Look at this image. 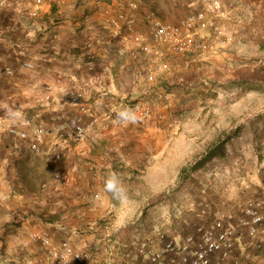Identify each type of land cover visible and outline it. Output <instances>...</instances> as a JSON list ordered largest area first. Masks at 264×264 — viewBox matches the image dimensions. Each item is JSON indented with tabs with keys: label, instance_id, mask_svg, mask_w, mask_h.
Returning <instances> with one entry per match:
<instances>
[{
	"label": "crops",
	"instance_id": "crops-1",
	"mask_svg": "<svg viewBox=\"0 0 264 264\" xmlns=\"http://www.w3.org/2000/svg\"><path fill=\"white\" fill-rule=\"evenodd\" d=\"M4 1L0 5V57L3 65L15 68L16 73L14 77L0 73V264H48L43 248L30 239L36 231L54 242L66 240L76 250L89 251L90 264H138V247L152 241L151 247L158 249L160 231L179 237L194 230L192 225L205 224L207 220L193 210L189 219L194 221L181 216L171 223L174 228L152 231L151 224L142 233L140 223L154 210L140 212L130 207V203L146 200L143 190L135 187L151 185L147 177L159 171L161 163L166 165L169 151L160 119L167 116L163 101L172 78L162 72L150 77L146 67L151 59L158 63L167 60L184 72L194 63L191 56H177L155 46L146 16L152 13L175 23L197 7L188 0H43L38 17L32 18L34 0ZM131 1L138 3L137 10L130 11ZM218 1L225 17L217 19V24L231 39L222 48L228 49L219 70L222 80L240 91L264 90V0ZM106 9L134 16L149 51L128 41L123 32L105 29ZM203 34L210 36L212 32L208 29ZM26 62L33 69L22 68ZM49 86L54 89L46 100ZM75 89L84 91L85 103L93 105L100 118L128 103L150 104L146 129L121 130L106 121L103 135L88 130L81 142H72L67 137L72 128L86 126L90 120L69 103ZM6 109L27 116L33 126L42 124L63 133L70 144L67 160L53 161L52 140L47 139L42 152L36 154L27 141L9 135ZM155 139L159 141L156 144ZM68 172L72 177L67 184L63 175ZM110 172L123 178L129 204L121 205L104 191ZM165 198L158 195L146 205ZM229 208L221 212L234 217ZM263 238L264 227L255 238L237 233L228 263L251 252L256 256L242 264H261L262 256L254 244Z\"/></svg>",
	"mask_w": 264,
	"mask_h": 264
},
{
	"label": "rangeland",
	"instance_id": "rangeland-1",
	"mask_svg": "<svg viewBox=\"0 0 264 264\" xmlns=\"http://www.w3.org/2000/svg\"><path fill=\"white\" fill-rule=\"evenodd\" d=\"M227 50L220 49L201 60L189 57L194 63L185 67L184 72L163 60L170 70L157 71V74H170L172 78L163 101L167 116L160 119V131H164L165 147L169 151L165 155L166 165L161 163V169L150 172V180L147 177L151 185L135 187L136 191L143 190L146 200L130 203V207L140 212L154 210L153 214L148 211V218L140 223L142 233L147 232V225L151 224L152 231L174 228L171 223L181 216L189 219L193 210L199 211L201 218L206 220L217 210L225 216L226 212L221 211L227 206L239 215L250 195L264 183V90L240 91L222 80L219 70ZM179 76L193 81L197 88L187 90L179 85ZM204 81L208 85L202 90L200 86ZM145 105L152 110L150 104ZM142 127L136 131L146 129V125ZM237 129L236 137L224 141L221 157L191 172L190 167L219 137L218 142H221ZM154 142L159 141L155 139ZM183 168L187 170L182 173ZM155 183L160 185H153ZM158 195H166V198L146 205L148 200L158 199Z\"/></svg>",
	"mask_w": 264,
	"mask_h": 264
},
{
	"label": "built area",
	"instance_id": "built-area-1",
	"mask_svg": "<svg viewBox=\"0 0 264 264\" xmlns=\"http://www.w3.org/2000/svg\"><path fill=\"white\" fill-rule=\"evenodd\" d=\"M189 4L196 6L194 12L180 18L175 23L165 22L154 14H147L146 22L155 46L163 47L167 52L177 56H191L195 60H201L217 53L227 46L230 38L226 36L224 30L217 24V19L225 17V11L218 0H188ZM5 3L0 1V5ZM43 0H34L33 9L30 11L32 18H37L39 7ZM130 11L138 8L136 1L128 4ZM103 25L105 29L113 33L123 32L128 41L137 43L144 52L149 51L145 37L138 33L136 18L125 12H112L106 9L103 13ZM208 29L212 35L206 36L203 33ZM153 52V51H152ZM194 60V61H195ZM146 67L148 76H153L157 71H169L170 66L166 62H157L151 59ZM22 68L33 69L31 63H22ZM0 73L8 77H14L16 69L3 65L0 57ZM179 85L187 90H194L197 85L183 76L177 78ZM208 83L204 81L200 88L203 90ZM53 87H48L46 100L50 99V92ZM69 103L78 107L81 114L86 115L90 120L86 126L76 125L69 132L72 142H81L88 130H95L99 135H103L107 129L103 122L108 121L109 125L126 130L143 126L151 117V109L145 104H125L124 106L113 108L108 111L105 117L100 118L94 113V106L85 103L84 91L75 89L70 92ZM122 108H132L140 116L141 120L136 124L127 126L117 122V113ZM23 122L18 125L8 126L6 132L18 137L22 141H27L32 152L38 154L42 152L44 142L49 139L54 142L53 151L50 157L54 162H63L69 156L70 144L66 142V136L61 132L38 124L33 126L32 121L22 115ZM30 129V130H28ZM56 142V143H55ZM71 173H65L63 179L65 183L71 181ZM264 227V183L260 184L257 194L250 197L239 215L234 217L230 214L220 215L214 212L213 215L203 225L194 227V230L180 234L179 237L169 235L164 232H157L158 249L151 246L155 242L142 243L138 247V264H242L250 262L255 254L248 252L238 260L233 259L228 263L233 254L237 233L245 232L251 238H255ZM179 238V239H177ZM31 241L37 243L45 251L48 264H90L92 254L89 251L76 250L70 242L63 240L54 242L46 234L36 231L30 235ZM254 248L262 256L264 264V238L258 239Z\"/></svg>",
	"mask_w": 264,
	"mask_h": 264
},
{
	"label": "clouds",
	"instance_id": "clouds-1",
	"mask_svg": "<svg viewBox=\"0 0 264 264\" xmlns=\"http://www.w3.org/2000/svg\"><path fill=\"white\" fill-rule=\"evenodd\" d=\"M6 113L10 126L23 122V118L16 111L6 109ZM140 120L141 116L132 108H122L117 113V122L125 126L128 124H136ZM103 187L104 191L110 193L112 198L117 200L121 205L130 203L131 198L128 195V190L120 174L110 172L104 180Z\"/></svg>",
	"mask_w": 264,
	"mask_h": 264
},
{
	"label": "trees",
	"instance_id": "trees-1",
	"mask_svg": "<svg viewBox=\"0 0 264 264\" xmlns=\"http://www.w3.org/2000/svg\"><path fill=\"white\" fill-rule=\"evenodd\" d=\"M146 124V123H145ZM144 124V125H145ZM143 125V126H144ZM143 128L138 127V128H133L134 130L136 129H140ZM237 133H239V130L237 129L232 135H230L229 137H226L225 139H221V142H218L220 139V137L218 138V141L213 143L208 149L206 154L197 162H195L191 167V172H195L197 170L200 169V167H202L203 165L217 159L218 157H221L220 154L224 153V141H230L232 140L234 137H236ZM187 170V168H183L182 169V173L185 172ZM213 212V211H212Z\"/></svg>",
	"mask_w": 264,
	"mask_h": 264
}]
</instances>
